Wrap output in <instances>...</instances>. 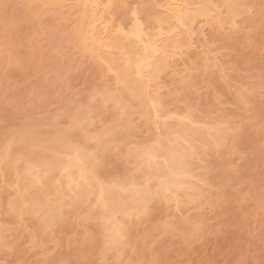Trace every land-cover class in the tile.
Instances as JSON below:
<instances>
[{"label": "rangeland", "instance_id": "1", "mask_svg": "<svg viewBox=\"0 0 264 264\" xmlns=\"http://www.w3.org/2000/svg\"><path fill=\"white\" fill-rule=\"evenodd\" d=\"M145 1H125L127 4H125L124 11H126L118 12L120 21L126 22L129 11L134 7L140 9L141 14L144 15ZM206 1L210 2L211 0H205V3H208ZM214 1L218 2V0H212V2ZM241 1L244 4V8H241L243 13L239 12L234 18L235 24L232 22L234 25H232L234 27L232 29L230 20L228 21L227 16L225 17L227 12L224 10L226 9L224 6L220 7L222 15L218 16L224 18L223 24L218 21V17L215 20L220 24H217L213 17V19H209L213 22L206 20L209 22H207L208 24L205 20H203L204 23L200 19L201 23H199L198 20L197 23L202 24L200 26L202 35L198 29L203 42L201 43V40L198 39L199 36L195 35L194 38L197 39V42L200 40L201 45L197 43L199 44L197 46L193 38V47L189 54L187 49L186 51L181 49L186 66L183 64L184 68L183 65L176 67L180 68L179 71L181 70L180 72H183L186 78L188 77V80L184 77L187 81L185 84L182 82V73L179 74L177 70L173 74L169 71H166L168 74L163 72L166 74L162 73L164 76L160 74L162 77L160 79L164 84H160L162 92L158 91L160 97H163V101L171 99L167 102L168 104L164 102L168 108L171 107V110L174 109L173 111L184 115L189 111L194 116L193 112H195L201 119L208 115L216 119L227 116L224 121L228 120L225 125L229 127L224 130L229 131L231 135L226 140L227 145L225 144L219 149H222V154L216 153L218 155L215 156L217 163L212 165L209 162L208 164L209 167L210 165L212 167L208 169L207 174H211L213 181L210 183L211 186H202L206 187L204 190L206 198L203 196L197 202L193 201V204L189 202L178 208H174L171 203L162 202V206L165 204L166 207L163 206L165 208H163V212L159 210V215L155 208L159 209L161 202H157L160 206L155 205V202L150 206L157 207L144 214V218H136L137 221L134 219L139 225L133 221L135 226L132 227L135 228L130 227L129 229L131 235L128 236L130 237L129 241L133 238L135 240L128 241L127 248L128 250L130 248L131 251L126 254L129 256L131 252V260L129 257L127 258L129 260L127 262L131 264H264V0ZM37 2L0 0V40L3 39L5 42L4 44L2 41V45L0 41L3 50L0 61L4 58L0 62V138L23 124L25 132L32 127L34 128L33 132L39 138L50 134L49 130H51L50 127H53L52 125L60 126V128L57 127L60 130L62 127L64 132H72V130L69 131L71 129L69 122H71V116L76 115V113L72 115V112L77 103V106L80 103L84 104L83 107L86 104L90 107L94 106V112H91L90 107L87 106L93 120L88 132L90 131V134L94 132L92 135H97L105 124L109 126L112 122V125L118 123L119 116L118 119L116 116L117 113L119 115L120 109L117 107L122 108L123 105L118 104L121 102H112V98V100L110 98L105 100L103 96L104 99L99 96L101 94L94 95L98 89L102 91V88L103 90H112L110 93H113V87H116V95L118 90L120 93L121 88L119 89V87L121 86L113 82L114 79L111 80L114 72H108L106 75V72L101 71V66L95 60L93 61L87 52L82 51L74 44L75 40L73 41L72 38L75 25V21L72 19L74 15L71 14V18L68 10L65 11L66 13L64 12V8H60L62 11L47 8L48 6L44 7ZM4 5L8 6L7 9L3 8ZM13 22L16 24L15 27ZM235 25L236 28L239 27L237 31ZM17 41L18 43H16ZM14 42L17 44L16 46ZM203 49L205 50L201 53L200 50ZM202 55H208L210 60L205 68L199 62L205 63ZM188 74L190 77L187 76ZM173 76H178L177 79L181 78L180 81L178 80L179 82L177 81V85L176 81H173L176 78L172 79ZM168 77L169 79H167ZM164 85L167 90L163 88ZM244 93L251 98L248 103L240 101V97L245 95ZM172 99L174 100L172 101ZM134 100L137 101V99ZM130 106L131 108L137 107L133 104ZM80 107L82 106L80 105ZM92 107L91 109H93ZM247 107L249 109L251 107V110H248ZM135 108L131 111H135ZM131 113L133 116L129 118V133L137 134L136 136L130 134V137L134 136L135 139L133 137L132 139L139 142L148 141L150 137L159 134L166 125L173 127V124L177 126L178 123L177 118L168 121L167 119L160 121L158 118L154 123V118L143 116L139 113V109L137 113ZM197 116L195 115V118ZM236 123H239V126ZM232 126L237 127L229 129ZM28 130L27 135L22 132L24 137L30 135ZM111 144H114L115 147H106L107 150L104 149L106 152L103 151L105 156L103 153V157L100 156L101 154L99 155L100 158L96 155L99 159L96 162V173L108 179L126 178L129 175L128 171L132 170L135 163L132 164L133 159L129 158L127 154L128 158L123 155L125 154L123 150V154L118 152L119 146L116 148L115 143ZM22 147L25 150L30 148L25 143L22 144ZM119 151H121L120 148ZM211 152L213 151L211 150ZM208 153V157L203 156V165H206V161L209 158L211 160L212 156L214 158V153L211 157ZM224 159H228L229 163L224 165L225 168L222 166V170L218 163ZM0 166L4 167L2 163ZM4 170L2 171L0 168V175L5 174ZM7 177L5 175L0 179V195L3 194L1 195L2 199L9 195L13 199V195L6 193L8 189L10 191L9 182L13 178L8 177L9 181L7 182ZM6 182L9 185L7 191ZM55 187L57 186L55 185ZM206 189L211 193L208 192L207 195ZM11 191L10 193H12ZM211 194L212 196H210ZM87 203H84L83 207L81 206L78 210L80 215L71 210V213L69 210L65 212L67 213L65 218L69 220L66 221L67 223L63 221L67 219L63 218L62 222L51 225L52 228L50 226L46 228L47 230L40 229L41 231L33 226L32 219L36 215L33 217L29 214L28 218L27 214L25 217L22 215L23 220L20 219L23 223L21 222L20 225L18 223L20 220L16 223L14 217H12L14 220L10 217L13 220L10 222L9 215L1 214L5 212L1 209L0 214L3 218L0 219V225L5 232L3 231L0 240V264H121L115 262L116 259L113 257L112 251L105 253L101 246L102 252L97 248L101 243L97 242L99 234L96 230L99 229L96 224L97 220H93L89 215L86 216L90 211L86 210L89 206ZM174 211L177 213H172ZM72 214L75 215V220L72 219ZM178 214L181 216L178 217ZM163 215L169 223L164 222ZM85 217L92 220L85 221L87 219ZM128 226L131 225L128 224ZM83 232H86L84 236L87 237H82ZM35 233L40 236H35ZM4 235L5 237H3ZM100 255H103L104 258L101 259ZM112 258L113 260H111Z\"/></svg>", "mask_w": 264, "mask_h": 264}, {"label": "bare ground", "instance_id": "2", "mask_svg": "<svg viewBox=\"0 0 264 264\" xmlns=\"http://www.w3.org/2000/svg\"><path fill=\"white\" fill-rule=\"evenodd\" d=\"M31 1H38L37 3H40L42 6L44 5V7L48 6L47 8L50 7L61 11L64 8V12L68 10L70 13L69 17L71 18V14L74 15L72 18L75 21L73 31L74 36L72 35L73 41L75 40L76 42H74V44L82 51L87 52L90 55V58L93 61L95 60L99 66H101V71L106 72V75L108 72H114L112 73L111 77L113 78H111V80L114 79L115 81L113 80V82L121 86L119 87V89L121 88L120 93H118V90L116 95V87H113V93H110L112 90L110 91L106 88V90H103L102 88V91H100L101 89H98L97 91L100 92L98 93L96 91L97 93L94 96L101 94L99 96H103L105 100L110 98V100L113 99L112 102L114 103L121 102L118 104H122L124 109L121 105L122 108L117 107L120 109V111H118L120 112L119 115L117 113L116 116V118L119 116L118 123L112 125V122L109 126L105 124L102 131L97 135H92L94 132L92 134H90V131L88 132L90 129L89 127L91 126V121L93 120L91 119V114L89 115V108H87V106H90L86 104L84 106L86 108H84V104L82 105V103H80L82 107H80V105L77 106V103L75 110L73 109V112H75L74 114L72 112V115H75V113L76 115L71 116V122H69L71 125L68 124L71 126L69 131L72 130V132H64L62 131L64 130L62 127L60 130V126L55 125L54 127V125H52L53 127H50L51 130H49L51 133H46L47 135H44V138H39L36 133L33 132L32 129L34 128H28L27 126L30 135L24 137L22 132L24 134L25 127L23 126L24 124H21L22 126L19 125L18 129L15 128L14 131L10 130L7 135H3L2 138H0V163H2L4 167L0 166V168L2 171L5 169V174L3 173L4 176L1 174L0 179H2L1 177H5V175L6 177L13 178H10L11 182H9V185L11 186V188H9L10 191L12 190V193H10L8 189V177L7 179L5 178L7 180V184H5L6 191L7 189L9 191L6 193L13 195L14 198L11 199L9 195V197L2 199L1 195L3 194L0 195V213L1 209H3V211L5 210V212L1 214H4V216L5 214L9 215L10 220L14 217L15 220L12 219L15 222L20 220L18 222L20 225L25 214L28 215L27 218L30 217L29 214L33 217L36 215L33 218L36 220L32 219V221L35 222H33V226L39 228V230H47V227L62 222L63 218L67 219L65 218L67 214L65 212L68 210L70 213L73 211L79 214L78 212L80 211L78 210H80L81 206L83 207L84 203L88 202L87 204L90 207L87 205L88 209L86 208V210L90 211L85 215H89V217L93 220L95 219V221L97 220L96 224L98 225L97 227L99 230H96V232L98 231V234L100 235V237L98 235L99 241L97 242H101V245H97L99 251L102 252V250H104L105 253L112 251L114 254L113 257L116 259V261L114 259L115 262L131 264L127 262L131 260V252L129 256L126 254H128V251H131L130 248L129 250L127 248L130 238L128 237L130 235L129 229L130 227L133 229L135 228L132 226H135L137 221L136 218H144V214L148 213L150 209L157 207L155 206L158 205L157 202H161V206L162 202L171 203L174 208H178L189 202H197L203 196L205 197L206 191L204 190L206 187L202 186H211L210 183L213 181L211 180V174H207L208 169L212 167L211 165L209 167L208 164L209 162L212 165L217 163V161H215V156L217 157V154L220 155L222 149H219L226 144V140L229 135H231L229 131L224 130L229 127H226L225 125L228 120L224 121V118L227 116L222 117L221 119H216L215 117L213 118L208 115L201 119L195 112L193 113L197 116L196 118L195 115L193 114L194 116H192L189 111H185L186 113L184 115L183 113L179 114V112L177 113V111H173L174 109L171 110V107L168 108L166 104H168L167 102L171 99L169 101H163V97H160V92L158 91L160 90L162 92L160 84H164H162L163 80L160 78H162L161 76L168 74L166 71L173 74L175 70L179 71L180 68H176L177 66L183 64L186 66L182 53L187 49L189 54V51H191L193 47V40L196 41L195 44L199 43L201 45L203 42L201 40L203 39L201 36L203 32L201 33L202 30L200 28L202 24L200 25L199 23L203 20H209L212 17L214 18L212 19L215 20L216 17L221 16L220 7L224 6L226 8L224 10L227 12L225 17L227 16L228 21L230 20L232 29L235 21L234 18H236L239 12L243 13V9L241 10V8H244V4L241 0H218L217 3H215V1L212 2V0L210 2L206 1L208 3H205V0H146V11L144 12V15L141 14L140 9L138 10V8L136 9L133 6L134 8H130L131 10L129 11L128 20L126 22H121L118 12L120 11L121 13V11H126H124V9L126 8L125 4L127 3H125V1L127 0ZM220 18L222 17H218V21L223 24L224 18ZM198 20L199 23H197ZM213 20L209 21L213 22ZM218 21L217 24H220ZM225 21L227 22L226 19ZM207 22L208 21H206V23ZM202 23H204V21ZM194 24L196 25V28H194ZM15 26L16 24L14 27ZM10 28L12 29V27ZM198 28L201 33L200 36ZM237 28L235 25L236 31L238 30ZM2 29H4L3 26ZM197 31L198 33L196 34ZM195 35H197V37L199 36L198 39L201 40V43L200 40L197 42V39L194 38ZM2 41L1 44L3 45ZM16 43H18V41ZM16 43L15 46L17 45ZM199 44H197V46ZM1 46L0 58L2 57L1 51L3 52ZM181 49L183 51H181ZM204 50L205 49L200 50V52L203 53ZM202 56L205 63L201 61L199 62L200 65L203 64L202 67L205 68L210 60L208 59V55ZM3 60L1 59V61ZM117 60L119 62H116ZM184 65L183 68L185 67ZM180 71L178 73H182V82L185 84V82H187L185 79L188 77L186 78L184 76L185 74ZM170 73L169 75H171ZM178 73L177 75H179ZM187 73L190 74L189 71H187ZM189 74L187 76H189ZM177 77H172V79L176 78L173 80L174 82L176 81V85L177 81L181 80V78L177 79ZM167 79H169V77ZM163 88H165V85ZM165 89L167 90V88ZM245 95L240 97V101L248 103L251 98L250 96L247 97V95ZM134 99H137V101ZM173 100L174 99H172V101ZM131 104L134 106L137 105L138 108L136 106V108L133 107L136 109V112L131 111L133 110L130 106ZM103 105L105 106V103ZM91 107V112H94V106L92 107L94 110L91 109ZM247 108L248 110H251V107L250 109L249 107ZM138 109L140 114L152 117L150 119L154 118V120L159 118L160 121L166 119L168 121L177 118V120L175 119L178 122L177 126L174 124L173 127H170V125H166L167 127L162 126L164 127L163 130L160 129L162 131L152 138L150 137L148 141H135L132 137L134 138L137 133H132L131 131V133H129V118L133 116L131 115V112L137 113ZM187 113L189 114L187 115ZM155 122L156 120L154 123ZM235 127L237 126H232V128L229 129H234ZM130 134L135 135L130 137ZM137 137L139 136L137 135ZM24 143L30 148L25 150V147H22V144L24 145ZM111 143H115L116 148L119 146L117 148L118 152L122 153L123 150V153L125 154H122L125 156L127 154L129 158L133 159V162L129 159L132 164L135 163L132 170L130 169V171H128L129 175H127L128 177L126 176V178L108 179L105 178V176L96 173V162L99 160L97 157L100 154L101 157H103V154L105 156L103 151L106 147L109 148L110 146H113L112 148H114V144L112 145ZM119 148L121 151H119ZM106 150L104 152H106ZM208 150L210 152L212 150L213 152L210 154V152L208 153ZM207 153L209 157L214 153V158L212 156L213 159L211 158L210 160L209 158L206 161L207 164L205 163L206 165H203V156L205 157L206 155V157H208ZM226 160L219 161V163H222H218V165L225 168L224 165L229 163L228 159ZM228 168L230 169V167ZM199 169L202 172H199ZM224 175L227 174L224 173ZM55 185L57 187H55ZM208 192L211 193L210 190H207V195L209 194ZM212 194L210 196H212ZM153 203L155 204L154 207H152L153 205L150 206ZM164 205L165 204H163V206ZM161 206L159 209L155 208V210L158 212L161 210L163 212V208L166 206ZM172 213H177V211ZM1 214L0 219L3 218ZM74 214L71 216L72 219L75 218ZM159 214L160 212L158 215ZM177 216L179 217L181 215L178 214ZM163 217L165 220L166 217L164 215ZM90 218L85 221L92 220ZM184 218L181 219L185 221L186 219ZM9 219H7V221H9ZM63 221L66 222L69 220L67 219ZM164 222L168 221L165 220ZM128 224L131 226H128ZM52 227L53 226H51V228ZM3 231L4 229H2L0 225V240L5 232ZM83 233L82 237H87L84 236L86 235V232ZM35 236L39 237L40 234L35 233ZM3 237H5V235ZM133 239L135 240V238ZM133 239H130V241L133 242ZM100 246L102 250H100ZM100 256L101 259L104 258L102 257L103 255ZM128 257L129 260L127 259ZM111 260H113V258Z\"/></svg>", "mask_w": 264, "mask_h": 264}, {"label": "snow or ice", "instance_id": "3", "mask_svg": "<svg viewBox=\"0 0 264 264\" xmlns=\"http://www.w3.org/2000/svg\"><path fill=\"white\" fill-rule=\"evenodd\" d=\"M7 7H8L7 5H4V8H5V9H7Z\"/></svg>", "mask_w": 264, "mask_h": 264}]
</instances>
